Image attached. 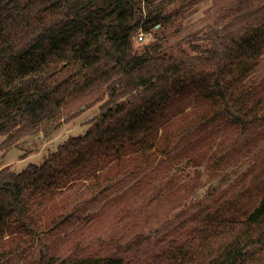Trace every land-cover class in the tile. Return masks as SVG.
<instances>
[{
    "label": "trees",
    "instance_id": "1",
    "mask_svg": "<svg viewBox=\"0 0 264 264\" xmlns=\"http://www.w3.org/2000/svg\"><path fill=\"white\" fill-rule=\"evenodd\" d=\"M155 1L0 0V135L17 140L36 133L35 125L66 103L89 106L107 95L84 133L67 138L42 164L0 168V264H13L55 231L59 224L41 225L37 217L57 188L92 178L84 185L96 199L121 178V170L99 173L108 163L131 153L148 160L156 148L166 155L165 146L156 147L164 107L193 83L212 105L204 120L244 122L254 92L245 82L264 56V0H213L210 31L201 37L207 47L194 43L192 31L171 49L152 43L140 52L137 29L164 17L144 13ZM182 42L196 52L187 57L190 67L174 53L185 54ZM195 66L200 79L189 74ZM196 223L185 237L163 240L160 249H170L163 264H264V191L243 219L206 214ZM137 239L117 249H130ZM121 257L103 255L92 264H118Z\"/></svg>",
    "mask_w": 264,
    "mask_h": 264
},
{
    "label": "rangeland",
    "instance_id": "2",
    "mask_svg": "<svg viewBox=\"0 0 264 264\" xmlns=\"http://www.w3.org/2000/svg\"><path fill=\"white\" fill-rule=\"evenodd\" d=\"M213 7V0H156L143 7L147 15L161 12L164 17L137 29L136 50L152 43L171 49L192 31L194 43L207 47L209 40L201 37L210 31ZM181 45L185 54L177 49L174 53L190 67L187 57L196 52L187 42ZM189 74L200 79V67ZM245 83L252 84L254 98L251 95L248 101L244 122L219 115L215 121L204 120L212 105L197 96V82L172 99L157 130L156 147L165 146L167 154L156 148L148 160L131 153L119 163H108L99 173L112 176L121 170L116 176L121 178L96 199L84 185L92 178L58 190L37 217L41 225L58 227L52 234L38 235L34 249H24L29 252L13 259V264H92L112 253L122 256L118 264H156L161 257L163 264L170 253L160 249L163 240L185 237L206 214L243 219L264 191V56ZM104 95L89 106L80 100L66 103L60 113L38 122L36 133L17 140L0 135V168L21 171L29 163L40 165L67 138L84 133L106 101ZM123 170L133 174L123 175ZM137 238L140 242L134 247L117 249Z\"/></svg>",
    "mask_w": 264,
    "mask_h": 264
},
{
    "label": "crops",
    "instance_id": "3",
    "mask_svg": "<svg viewBox=\"0 0 264 264\" xmlns=\"http://www.w3.org/2000/svg\"><path fill=\"white\" fill-rule=\"evenodd\" d=\"M42 163H43V162H42ZM42 163H41V164H42ZM30 164H34V163H29L28 165H30ZM28 165H27V166H28ZM36 165H37V164H36ZM27 166H26V167H27ZM26 167H25V168H26ZM25 168H24V169H25ZM22 170H23V169H22ZM17 172H18V171H17ZM63 188H64V187H62V188H57V190L54 192L55 195L53 194V198H54V196H56L57 193H59L58 190L63 189ZM53 198H52V199H53Z\"/></svg>",
    "mask_w": 264,
    "mask_h": 264
},
{
    "label": "built area",
    "instance_id": "4",
    "mask_svg": "<svg viewBox=\"0 0 264 264\" xmlns=\"http://www.w3.org/2000/svg\"><path fill=\"white\" fill-rule=\"evenodd\" d=\"M143 38V36L140 34L139 36H138V39H142Z\"/></svg>",
    "mask_w": 264,
    "mask_h": 264
}]
</instances>
